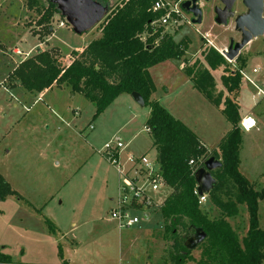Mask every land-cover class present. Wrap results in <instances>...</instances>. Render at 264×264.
<instances>
[{
  "label": "rangeland",
  "instance_id": "rangeland-1",
  "mask_svg": "<svg viewBox=\"0 0 264 264\" xmlns=\"http://www.w3.org/2000/svg\"><path fill=\"white\" fill-rule=\"evenodd\" d=\"M37 1L43 9L47 8L46 0ZM105 1L111 8L124 0ZM174 1L181 5L185 0ZM198 6L203 11L200 23H192L191 13L181 8L177 21L163 26L164 33L184 49L183 57L156 63L149 72L156 86L152 97L162 98V105L171 114H178L210 150L231 125L198 90L189 88L183 68L203 61L200 54L203 47L211 45L220 52L228 47L229 38L239 41L233 19L246 7L241 0H235L233 14L224 26L214 21V6L220 7L218 0H199ZM40 15L35 5L28 8L27 0H0V172L20 195L0 200V245H6L5 252L18 264H57L61 260L59 249L63 258L70 260L69 264H158L166 245L162 239L152 238L151 231L162 226L159 206L171 191L168 185L159 183L154 190L149 180L140 177L135 186L142 188L155 206L148 210V218L142 210H129V215L137 217L139 222L124 228L106 218L114 206L122 177L103 154L104 143L119 140L123 144L119 160L126 169L130 155L145 154L157 164L151 135L145 129L149 108L140 104L127 108L123 97L129 94L121 93L103 114L93 118L92 102L68 87L54 86L50 91L38 93L27 91L17 80L13 82L9 74L19 62L34 55L37 46L55 48L58 60L67 63L72 50L100 36V23L77 34L60 12H54L46 24H39ZM224 59L225 65L211 70L215 91L226 93L221 76L238 69L241 59L247 61L242 71L261 87L252 67H259L258 75L263 73L264 34L251 39L234 60ZM241 77L243 82L242 74ZM255 92L254 85L248 81L247 92L241 98L243 106L251 107L254 101L250 93ZM259 101L260 107H264V96ZM248 139L257 144L251 146ZM240 147L243 170L248 169V179L258 189L262 188L264 131L250 132ZM203 208L210 216L218 215L216 208L210 209L208 201ZM60 216L65 218L66 227L54 234L56 247L37 245L38 237L30 236L35 232L31 230L34 221L51 229L53 219ZM258 218L264 229V199L259 201ZM230 220L238 230L245 229L247 218L243 206L240 215ZM36 232L47 234L38 228ZM197 253L192 250L193 256H198Z\"/></svg>",
  "mask_w": 264,
  "mask_h": 264
},
{
  "label": "trees",
  "instance_id": "trees-1",
  "mask_svg": "<svg viewBox=\"0 0 264 264\" xmlns=\"http://www.w3.org/2000/svg\"><path fill=\"white\" fill-rule=\"evenodd\" d=\"M106 4L105 0H98ZM155 0H124L107 8L100 22V36L92 39L81 50H72L64 63L58 60L55 48L41 49L19 62L9 77L18 81L29 92H41L52 85L69 86L94 106L93 118L98 117L121 93L137 92L149 108L145 129L152 138L162 182L171 189L159 206L162 226L153 229L151 237L162 239L166 245L158 264H264V229L260 227L258 203L264 199V186L245 177L240 170L239 151L242 143L241 119L237 94L242 85L241 66L222 75L225 90L215 91L216 82L211 70L223 66L226 60L211 45L203 47V61L183 68L193 86L209 102L220 108L231 127L210 150L180 119L173 116L157 98L149 68L172 58H182L184 49L175 43L164 27L153 24L162 11L153 10ZM35 5L40 13L39 24H46L58 11L54 0L43 9L37 0H27L28 8ZM43 11V12H42ZM50 28L48 24L46 29ZM49 30V29H48ZM238 57V55H237ZM236 58V57H235ZM214 156L220 167L211 170L215 184L207 194L209 211L198 202L194 173L204 160ZM194 160L189 165V160ZM18 196L0 173V200ZM246 212L247 226L238 230L231 222ZM200 228L205 238L196 246L198 256L186 247V241ZM0 246V263H14Z\"/></svg>",
  "mask_w": 264,
  "mask_h": 264
},
{
  "label": "water",
  "instance_id": "water-1",
  "mask_svg": "<svg viewBox=\"0 0 264 264\" xmlns=\"http://www.w3.org/2000/svg\"><path fill=\"white\" fill-rule=\"evenodd\" d=\"M58 11L69 23L75 33L81 34L84 31L100 23L103 17L107 14L108 5L103 4L98 0H54ZM199 0H185L180 7L186 13H191L192 23H200L202 21L203 11L198 6ZM220 7L214 6V21L217 24L224 25L229 17L233 14V4L235 0H218ZM264 0H241V4L246 7V10L234 17L233 23L235 29L240 34L239 41H233L229 38V45L222 51L224 57L229 60H234L243 47L250 42L251 39L257 38L264 34V17L263 6ZM37 51L41 48L37 46ZM130 96L137 104L144 105V99L140 93L131 92ZM221 162L210 156L204 160L201 167L196 169L194 176L197 184L198 195L208 194L212 186L215 184V179L211 174V170L220 167ZM147 218V214L144 215ZM205 238V233L200 229H196L195 233L187 239L186 247L189 250L195 247Z\"/></svg>",
  "mask_w": 264,
  "mask_h": 264
},
{
  "label": "built area",
  "instance_id": "built-area-1",
  "mask_svg": "<svg viewBox=\"0 0 264 264\" xmlns=\"http://www.w3.org/2000/svg\"><path fill=\"white\" fill-rule=\"evenodd\" d=\"M179 6L180 4L174 0H172L171 3L164 0H155L152 9L162 11V14L153 24L164 26L167 23L176 22L181 9ZM220 53L224 57L221 50ZM253 71H255V69H253ZM241 74L243 77H247L244 72H241ZM239 126L241 130H250L255 126V121L251 116L245 115V117L239 121ZM122 146L123 144L119 140H116L112 143H105L103 149V154L105 153L109 157L111 164L115 165L119 175L122 177V183L119 185L118 194L113 201L114 206H112L106 214V218L116 221L119 228H124V226L129 227L139 222L137 217H131L129 215V210H142L144 215L147 214L148 218V210L155 207L145 196L144 190L142 188L138 189L135 186L136 181H138L140 177L146 181L149 180L154 190L158 189L159 183H163L159 174V165L149 161L145 154L140 155V157L130 155L127 157V161L130 163L128 169L121 166L119 156ZM193 163L194 160L192 159L188 161L190 166L193 165ZM155 165H157L158 168L154 167ZM194 193L198 196V202L203 205L207 200V194L198 195L197 188L194 189Z\"/></svg>",
  "mask_w": 264,
  "mask_h": 264
},
{
  "label": "crops",
  "instance_id": "crops-1",
  "mask_svg": "<svg viewBox=\"0 0 264 264\" xmlns=\"http://www.w3.org/2000/svg\"><path fill=\"white\" fill-rule=\"evenodd\" d=\"M254 39V38H253ZM88 43V42H87ZM86 43V44H87ZM82 48H84V46L83 47H81V48H79V49H74V50H81ZM246 60H247V57H246ZM247 62V61H246ZM246 64V63H245ZM244 67H245V65L243 66V68L240 70L242 73L244 72V71H242V70H245L244 69ZM253 69H255V71H253ZM240 72V73H241ZM252 72L253 73H255V76L257 77V79H258V81H259V83L260 84H262V85H264V68H263V73L261 74V75H258V73L260 72L259 71V67L258 66H253L252 67ZM248 77V78H247ZM247 77H244V79H243V82H242V85H241V87H240V90H239V92H238V97L236 98V100H237V103H238V105H239V112H240V116H241V119L243 118V117H245V115H248V116H251L253 119H254V121H255V126L252 128V129H250V130H242V143L245 141V139L249 136V133L250 132H257V133H263V131H264V107H260V102L261 101H259V99H260V97L261 96H264V88H263V86L261 85V87H257L255 84H254V82L252 81V79L249 77V76H247ZM188 78V77H187ZM248 81H250V84L252 83L253 85H254V88L256 89V92L255 93H250L251 94V99H252V101H254V103H252V105H251V107H249V106H243V103H244V100L242 99V101H241V98H242V95H244V92H247V89H248ZM187 82H188V84L190 85L189 86V88L190 89H192V90H197L194 86H193V82H192V80H190V78H188V80H187ZM21 85V84H20ZM54 86H57V85H52L49 89H45V90H43V91H41V92H38V93H44V92H47V91H50ZM58 88H60V89H65V88H69V86H64V85H62V86H57ZM201 94V93H200ZM202 95V94H201ZM118 97H120V95L118 96ZM118 97H116V99H118ZM244 97V96H243ZM124 99V101H126V103H127V108H134V104H137L135 101H134V99L130 96V94L128 95V97H123ZM129 98V99H128ZM115 99V100H116ZM159 101H160V103H161V99L162 98H157ZM114 100V101H115ZM113 101V102H114ZM208 101V100H207ZM112 102V103H113ZM209 102V101H208ZM111 103V104H112ZM211 103V102H210ZM110 104V105H111ZM162 104V103H161ZM212 104V103H211ZM92 107H93V104H92ZM109 107V105L103 110V112L104 111H106V109ZM94 108V107H93ZM92 108V109H93ZM243 108H244V110H243ZM217 109L220 111V108L219 107H217ZM74 111V114H77L78 113V110L75 108V110H73ZM93 111L94 110H92V114H93ZM103 112L101 113V114H103ZM148 113H149V110H148ZM79 114H80V111H79ZM101 114H99V116L101 115ZM175 115H173V116H176L177 118H181L180 116H178V114H176V113H174ZM98 116V117H99ZM240 119V120H241ZM228 121V120H227ZM99 122V121H98ZM99 124H100V122H99ZM98 124V125H99ZM90 127V129H92L93 128V125H90L89 126ZM193 131V130H192ZM195 132V131H194ZM196 133V132H195ZM196 135H197V133H196ZM220 140V139H219ZM249 140V143L251 144V146L253 145L254 146V144H257V143H253V142H250V139H248ZM256 142V141H255ZM241 143V144H242ZM105 144V143H104ZM104 147V146H103ZM239 159H240V163H239V165H240V170H241V172H242V174L245 176V177H247V178H250L249 177V171H248V169H246V168H244V170H243V168H242V165H241V152H239ZM1 173V172H0ZM2 174V173H1ZM3 175V174H2ZM15 190V189H14ZM12 197H14V196H8V197H6V200H7V198L8 199H11ZM5 200V199H4ZM18 200V199H17ZM19 201H22V200H20L19 199ZM206 202H207V200H206ZM258 207H259V203H258ZM65 222V218L64 217H62V216H60V217H58V218H56V219H53V225H51L52 227H51V229L49 228V229H47L46 227H44V226H42L40 223L38 224V222L36 223V221H34V227L33 228H31V230H35V232H33V233H31L30 234V236H35V237H38L37 238V245H39V246H41L42 248H44L46 245H48V244H52V248H55L56 247V240H55V238H54V234H56L57 232L58 233H60L61 232V230H62V227H66V224L64 223ZM72 224H75V222H71ZM37 224H38V226H37ZM39 229L40 231H42L43 233H46L47 232V234H42V233H37L36 232V229ZM62 235L64 234V233H61ZM65 235V234H64ZM31 238H33V237H31ZM60 238V237H59ZM1 245H3L4 246V248H3V252H5L6 250H7V248H6V245L5 244H1ZM0 245V246H1ZM66 249H67V247H66ZM60 251H58L59 253H60V258H61V260L57 263V264H69L70 263V260H67L66 258H63V251L61 250V249H59ZM62 251V252H61ZM67 251V250H66ZM5 253H7V252H5ZM12 259V258H11ZM13 260V259H12ZM13 262L14 263H16L14 260H13Z\"/></svg>",
  "mask_w": 264,
  "mask_h": 264
},
{
  "label": "flooded vegetation",
  "instance_id": "flooded-vegetation-1",
  "mask_svg": "<svg viewBox=\"0 0 264 264\" xmlns=\"http://www.w3.org/2000/svg\"><path fill=\"white\" fill-rule=\"evenodd\" d=\"M204 1H206V0H204ZM46 2H48V0H46ZM221 6V5H220Z\"/></svg>",
  "mask_w": 264,
  "mask_h": 264
}]
</instances>
